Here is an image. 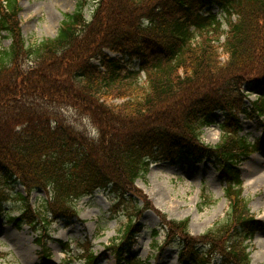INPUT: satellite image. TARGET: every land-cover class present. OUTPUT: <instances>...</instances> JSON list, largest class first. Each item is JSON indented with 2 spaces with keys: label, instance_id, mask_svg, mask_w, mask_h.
I'll return each instance as SVG.
<instances>
[{
  "label": "trees",
  "instance_id": "obj_1",
  "mask_svg": "<svg viewBox=\"0 0 264 264\" xmlns=\"http://www.w3.org/2000/svg\"><path fill=\"white\" fill-rule=\"evenodd\" d=\"M97 3L88 20L83 14L88 1L80 0L56 37L28 44L18 0H0V221L17 228L42 226L36 239L39 264H52L48 230L57 219L75 216L77 201L107 191L116 200L115 214L134 199L144 164L187 154L216 166L230 209L199 237L190 234L188 220L166 221L167 242L175 237L185 263L218 258L222 264H253L244 241L261 230V222L235 188L242 184V159L264 149L263 139L250 146L239 136L242 115L264 117V96L248 109L243 92L250 83L264 88V0ZM6 40L9 46L3 45ZM133 62L138 70L129 68ZM63 109L88 118L98 136L78 129L61 115ZM218 112L222 140L204 147L200 132L217 124ZM18 186L26 193L19 197L25 208L12 216L3 187ZM36 190L50 195L42 211L28 203ZM133 221L111 247L116 264H148L138 263L127 246L143 231ZM89 264H96L94 256Z\"/></svg>",
  "mask_w": 264,
  "mask_h": 264
},
{
  "label": "rangeland",
  "instance_id": "obj_2",
  "mask_svg": "<svg viewBox=\"0 0 264 264\" xmlns=\"http://www.w3.org/2000/svg\"><path fill=\"white\" fill-rule=\"evenodd\" d=\"M80 0H18L22 34L28 44L40 42L44 38L57 36L66 14L77 10ZM98 0H88L85 17L89 20L97 7ZM214 14L221 19L224 15L217 7ZM223 31L228 30L224 22ZM222 37L221 41L224 42ZM10 45V40L3 42ZM223 49H220L222 52ZM225 59L226 55H222ZM145 74L140 76L141 84ZM244 93L252 102L264 95V88L250 83L244 87ZM115 99L114 101H118ZM249 102L246 108L250 109ZM61 115L69 119L78 129L91 137L98 136V130L86 117L80 116L73 109H63ZM243 132L240 136L248 137V143L264 138V119L258 116H242ZM216 122H223L222 113L216 115ZM200 133L204 147L219 143L221 133L218 126L205 127ZM142 168L135 184V196L119 206L114 212L116 200L107 191H98L91 197H84L75 203L77 214L67 222L62 218L54 222L46 241L51 251L52 264H89L90 257L96 258V264H116L115 253L111 250L119 243L125 228L138 218L143 231L134 236L127 245L137 258L138 263L148 264H194L181 259L180 244L175 237H167L166 221L188 220L189 232L194 237L204 235L217 223L228 216L230 203L226 196L227 186L219 172L211 163L196 162L187 154L181 155L175 162H151ZM243 180V196L249 202V212L261 222L254 238L244 242L253 264H264V150L244 158L240 165ZM4 188L8 199L6 211L18 216L25 208L20 194L26 196L22 187L15 190ZM45 191H34L29 199L33 210L42 211L44 202L49 198ZM136 209V210H135ZM133 210L137 215H133ZM141 210V211H140ZM164 223V225H163ZM41 225V224H40ZM42 226L33 229L30 225L17 228L9 222H0V264H39L41 251L36 239ZM158 235L153 237L154 231ZM173 234V233H172ZM46 240V238H45ZM59 240L68 243L63 248ZM216 258L209 264H221Z\"/></svg>",
  "mask_w": 264,
  "mask_h": 264
}]
</instances>
